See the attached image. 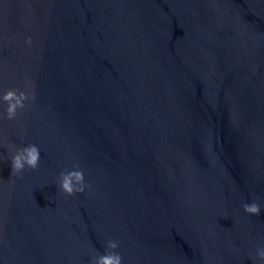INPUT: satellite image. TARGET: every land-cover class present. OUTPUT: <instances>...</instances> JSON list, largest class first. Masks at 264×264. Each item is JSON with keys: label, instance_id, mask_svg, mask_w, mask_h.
<instances>
[{"label": "water", "instance_id": "obj_1", "mask_svg": "<svg viewBox=\"0 0 264 264\" xmlns=\"http://www.w3.org/2000/svg\"><path fill=\"white\" fill-rule=\"evenodd\" d=\"M10 88L35 100L0 119V264H261L264 0H0Z\"/></svg>", "mask_w": 264, "mask_h": 264}, {"label": "clouds", "instance_id": "obj_2", "mask_svg": "<svg viewBox=\"0 0 264 264\" xmlns=\"http://www.w3.org/2000/svg\"><path fill=\"white\" fill-rule=\"evenodd\" d=\"M27 43L32 42V37H27ZM2 100L7 103L6 115L0 114V119L6 118L13 120L17 117L18 113L30 107L26 101L35 100L34 94H30L26 90L17 88L8 89L2 97ZM12 164V174H19L24 171L27 166L30 169H36L39 167L41 160V152L37 145L29 144L18 148L15 154L10 158ZM75 170L61 172L59 185L61 190L67 195L71 196L77 192H83L85 190V176L83 170L80 169L79 164L74 166ZM244 210L253 215H259L261 213L260 205L256 202L245 203L243 205ZM109 249H117L119 244L117 241H108ZM256 257L264 264V247H259L256 251ZM123 257L116 251H108L104 254L98 255L93 264H122Z\"/></svg>", "mask_w": 264, "mask_h": 264}]
</instances>
